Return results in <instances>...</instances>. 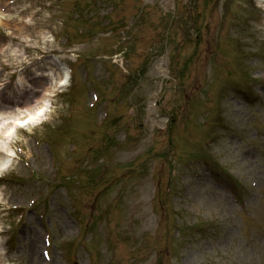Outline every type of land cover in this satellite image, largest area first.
Returning a JSON list of instances; mask_svg holds the SVG:
<instances>
[{"label": "rangeland", "instance_id": "374dc122", "mask_svg": "<svg viewBox=\"0 0 264 264\" xmlns=\"http://www.w3.org/2000/svg\"><path fill=\"white\" fill-rule=\"evenodd\" d=\"M6 1L0 0V7ZM96 2L108 4L99 13L115 3L110 20L100 25L95 19L96 34L94 30L93 34L84 31L79 35L83 37L72 39L70 32L74 34V27L83 26L80 17L92 11ZM263 2L152 0L149 3L154 5L145 6L138 0H20L7 8L0 21L10 29H0V84L10 82L6 89L11 90V96L21 94L16 109L38 99L39 92L63 68L74 70L70 86L47 104L44 126L30 125L26 134L12 138L10 147L22 148L25 156L21 161L14 160L7 171L26 180L28 171L21 165L24 160L35 166L36 176L46 173L48 179L47 151L43 145L36 146L32 137L42 140L43 133L51 136L62 161L68 157L73 135L79 137L80 153L68 165L73 174L71 183H66L84 216L80 238L92 240L97 229H90L93 224L99 227L98 234L102 222L104 234L99 238L97 235V240L85 249L75 243V252L66 250L68 264H85L88 256L94 264H264V101L249 104L237 97L222 100L228 93V87H222L226 81L224 70L231 71L244 52L259 57L263 53ZM76 13H80L78 19ZM235 16L244 20L240 26L248 30L240 38L230 37L234 34L232 28L228 29L230 33L225 32L236 23ZM122 22L134 24L127 39L122 36ZM44 72L54 75L45 78ZM84 72L89 75L85 86ZM236 73L242 77L245 71L238 69ZM16 74L23 75L25 85L31 87L29 92L16 89ZM245 82L242 87L249 90L252 82ZM227 83L238 86L234 76ZM254 83L261 86L258 80ZM95 85L113 106V119L102 130L89 127L101 116L99 105L90 114L83 110ZM160 88L163 91L157 98L155 92ZM220 88L222 98L217 99ZM70 90L76 100V90L84 95L77 100L79 104L76 101V110L67 120ZM8 98L1 95L0 101ZM154 100L159 108H152ZM220 101L223 105L216 129L212 108ZM130 103L135 108L128 110ZM132 110L139 126L130 118ZM80 117L84 123L79 122L83 121ZM197 118L201 125L191 126V119ZM233 124L239 127L243 140L228 139ZM225 125L227 131L220 132ZM108 134L112 135L109 140ZM217 134V145L200 154L198 146L204 140L216 139ZM194 157L210 158L214 169L198 164L191 172L194 165L190 159ZM175 164L178 172L174 175ZM187 164L190 167L182 169ZM63 175L61 172L60 177ZM34 180L16 193H5L0 188L3 226L15 217L3 211L4 204H18L21 199L25 204L37 196V191L46 193V181ZM153 180L158 185L155 198ZM235 185H240L239 190ZM54 191L58 200L42 223L50 230L57 257L58 241L76 230L74 220L67 218L73 217L71 209L60 202L58 189ZM240 199L248 200L246 209L241 208ZM35 218L29 216L32 227L20 231L14 250H3L7 264H28V252L23 247L37 237L41 252ZM230 219L235 221L232 227ZM26 237L31 242L27 243Z\"/></svg>", "mask_w": 264, "mask_h": 264}, {"label": "bare ground", "instance_id": "6f19581e", "mask_svg": "<svg viewBox=\"0 0 264 264\" xmlns=\"http://www.w3.org/2000/svg\"><path fill=\"white\" fill-rule=\"evenodd\" d=\"M65 83H66V81H64L63 79H59L58 80V86H60V87L63 86ZM50 90H51V93H52L53 89H50ZM43 101H45V100H43ZM41 103L42 104L39 107H37L36 109H33L31 111V113L28 115V120H30V121L35 120L36 121V119H39L40 116L43 115L46 106H45V103H43V102H41ZM25 123L26 122H24V124ZM10 130H12V127L4 129L3 130L4 132L0 133L1 134L0 141L4 140L3 137H9L8 131H10ZM30 252H31V256H33L34 255V243H33L32 247L30 249Z\"/></svg>", "mask_w": 264, "mask_h": 264}]
</instances>
